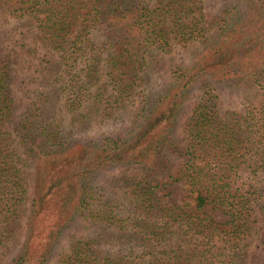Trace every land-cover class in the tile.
<instances>
[{"label": "trees", "instance_id": "16d2710c", "mask_svg": "<svg viewBox=\"0 0 264 264\" xmlns=\"http://www.w3.org/2000/svg\"><path fill=\"white\" fill-rule=\"evenodd\" d=\"M243 1V12L235 7L217 19L210 42L203 0H0V10L36 26L69 72L84 61L81 76L62 90L70 113L107 94L112 117L148 82L157 56L175 44L203 46L192 65L173 71L162 94L147 97L127 135L80 147L44 123L42 106L20 113L11 63L0 52V261L29 195L26 237L12 264H49L81 220L101 233L70 240L56 264H243L241 243L260 222L254 234L264 242V187L250 181L264 173V0ZM210 79L252 92L256 102L222 116ZM195 87L199 100L176 140L181 108ZM127 165L186 184L195 204H164L158 187L133 178L128 204L112 200L95 184L97 172Z\"/></svg>", "mask_w": 264, "mask_h": 264}, {"label": "rangeland", "instance_id": "374dc122", "mask_svg": "<svg viewBox=\"0 0 264 264\" xmlns=\"http://www.w3.org/2000/svg\"><path fill=\"white\" fill-rule=\"evenodd\" d=\"M246 9L243 0H203V9L207 20V27L210 28L208 39L215 42L218 35L217 19L226 17L227 12L234 8ZM202 43L192 42L188 47L175 44L167 54L157 56L152 63V74L149 75L144 86L135 88L131 102L125 110H117L113 116H107L104 103L107 94L99 103L87 101L84 107L70 113L64 110V103L69 95L62 92L64 86L71 84V78L75 75L81 76L84 69V61L80 60L75 65L72 72L68 71L66 63L47 47L39 38V32L35 25L28 19H17L5 10H0V52L6 57L12 67V89L17 99L20 113L28 105L42 106L45 113L46 125L60 128L64 142L68 146H84L88 144H101L106 139L127 135L135 127L136 116L140 112L147 97L162 94L167 86L174 80L173 71L176 68H187L192 65L196 58L202 53ZM75 74V75H74ZM208 78H210L208 76ZM211 80V79H210ZM213 81V80H211ZM216 95L219 98L220 113L222 116L232 113H244L251 103L256 102V96L252 92L244 90H232L228 85L215 83ZM198 86V85H197ZM111 88V86H110ZM200 90L195 87L189 93V97L184 101L178 119V126L175 131V139L183 137L186 124L192 115V111L199 100ZM44 121V119H43ZM176 160V155H172ZM33 167L29 166L27 173L32 175ZM149 180L156 188L158 198L169 204H191L194 205L195 194L189 186L184 183L170 184L165 176H151L146 170L135 166H114L103 168L97 172L95 184L104 193L109 194L112 200L120 201L125 205L126 193L129 191V179ZM246 176L243 180H246ZM256 187H264V173L251 176V180ZM29 200L22 209L21 217L15 222L12 237L6 243V249H2L3 257L0 264H12L22 252L25 237L27 212ZM207 211L216 219L225 221L218 211ZM260 214V210L256 211ZM259 217V216H258ZM263 216L259 217L260 219ZM260 220H258V223ZM263 223L253 226V233L241 243L242 253L245 254L243 264L264 263V242L261 235L254 234L255 230ZM99 228L88 220L78 221L62 238L57 249L55 258L49 264H56L59 256H64L70 248V240L75 238L91 239L100 234ZM105 249H108L105 246Z\"/></svg>", "mask_w": 264, "mask_h": 264}]
</instances>
